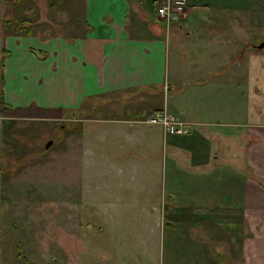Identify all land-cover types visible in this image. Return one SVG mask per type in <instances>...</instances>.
Wrapping results in <instances>:
<instances>
[{
	"label": "rangeland",
	"instance_id": "1",
	"mask_svg": "<svg viewBox=\"0 0 264 264\" xmlns=\"http://www.w3.org/2000/svg\"><path fill=\"white\" fill-rule=\"evenodd\" d=\"M257 1L264 4V0H254V7ZM80 8L81 0H15L6 4V13L19 33L29 27L33 33L71 36L81 30ZM193 8L185 0L182 14L168 23L202 16L215 24L221 41L229 44L226 39L235 42L234 33L222 24L246 22V29L237 30V47L264 40V7L259 10L260 5L252 14L244 5L190 15ZM183 31L174 48V72H181V53L196 48L180 44L188 42ZM241 34L247 35H242V41ZM224 42H220L222 51L228 48ZM198 51L192 52L195 66L202 63ZM229 52L222 54H229L228 61L237 55ZM224 68L221 62L218 69ZM235 75L238 85L239 73ZM168 85L165 82L156 94L120 98L123 94L117 93L90 102L86 111L75 113L79 116L75 122L67 110L62 114L66 119L55 118L58 114H49V120L31 118L40 114L31 101L14 96L7 101L18 100L13 105L18 108L0 111V264H246L249 229L256 235L252 244L264 232L260 217L264 201L246 208L232 204L241 201L247 175L241 164L242 140L238 139L236 157L231 158L239 167L237 181L230 186L214 173L212 154L205 166L191 167L194 158L188 147L182 141L167 146L165 136L170 134L161 123L149 122L154 113L166 112L151 109L152 104L162 107L177 100L174 93L165 91ZM180 97L185 103L198 101L202 117L209 118V111L215 114L209 92L196 90L191 95L186 91ZM227 102L226 98L220 104L226 107ZM229 103L235 109L241 107L238 101ZM197 144L204 147L200 141ZM209 149L215 151L216 145ZM259 184L264 185V178ZM229 187L235 193L231 199ZM220 201L225 204L219 206ZM225 206L231 208L228 218L217 213ZM204 210L211 220L203 221L204 216L198 215ZM243 213L250 217L246 219ZM184 232L190 234L187 242ZM167 233L172 250L166 246ZM248 264L261 261L252 259Z\"/></svg>",
	"mask_w": 264,
	"mask_h": 264
},
{
	"label": "crops",
	"instance_id": "2",
	"mask_svg": "<svg viewBox=\"0 0 264 264\" xmlns=\"http://www.w3.org/2000/svg\"><path fill=\"white\" fill-rule=\"evenodd\" d=\"M160 1L81 0V30L76 35L65 36L47 35L44 32L13 34L12 20L6 13L5 0H0L2 101L7 110L13 111L18 108L13 106L18 100H12V104L7 101L13 96L26 98L25 100L31 101V104H35L34 110L40 112L32 114L31 118L42 119L39 116H45L43 120H49L52 118L49 114L52 116L58 114L55 118L66 119L68 116L62 115L65 110L68 114L83 112L90 102L109 99L117 93L123 94L120 98L142 92L156 94L164 88L163 84L168 82L165 91L174 93L177 100L169 104L166 102L162 107L152 104L151 109L157 111L164 109L173 114L189 128L190 132L182 136L167 135L164 143L170 146L182 141L194 158L191 160V167L205 166L208 164L206 158L212 154L214 173L219 175L220 181H226L230 186L237 181L239 167L237 161H232L231 158L236 157L234 149L238 151V139L242 140L239 145L243 146L241 164H244L247 175L241 201L238 203L234 200L232 204L241 203L245 208L258 205L264 201V185L259 184L264 178V46L253 48L250 45L254 44L242 43L237 47L236 39L240 34L237 30L246 29V22L238 24L234 20H229L222 24L228 25L234 33L235 42L233 40L231 43L230 38L226 39L229 44L221 41L220 32L213 28L215 24L202 20V16L200 19H189L184 23L166 24L158 20L154 13L155 3ZM186 1L194 6L191 10L195 13L191 11L190 15L202 12L201 10L210 13L211 10L215 11L218 8L230 9L242 5L252 14L258 5L259 10L264 7L259 1L255 2L254 7V0ZM6 18L11 23L4 30L2 24ZM182 29L185 35L183 37L188 42L180 44L185 47H196L191 50L195 54L199 50V60L202 63L200 66L192 64L196 57L185 49L187 51L181 53V72H174L177 61L174 48H177L182 40L179 37ZM204 29L207 31H202ZM190 35H193V38L188 39ZM242 35L247 36L241 34L240 41L244 39ZM220 42H224V46L228 48L222 51L223 44ZM245 45L247 47L238 54ZM223 52H236L237 55L228 61L229 54L223 56ZM169 61H173V64L170 65ZM221 62L225 65L223 70L218 69ZM217 64L219 65L215 66ZM237 72L240 79L238 85L235 75ZM167 76H170V81ZM46 78L50 81H46ZM214 85L217 86L215 90ZM238 86L240 94L237 93ZM21 88L26 90V97ZM196 90L200 94L209 92L212 95L210 109L214 110L215 114L209 111V118L199 114L201 104L198 101L185 103L180 97L186 91L191 95L195 94ZM226 98L228 102L238 101L241 107L235 109L228 102L226 107H222L220 103ZM93 106H90L92 110L95 108ZM238 136L241 137L237 138ZM197 141L203 143L204 147L199 146ZM212 144L216 145L215 151L209 149V145ZM193 161L196 164H193ZM220 181L219 184H223ZM254 183L256 184L253 185ZM228 192L231 199L230 194L235 193L230 187ZM222 204L225 202L220 201L219 206ZM230 210L231 208L227 209L225 206L217 213H220L222 218L227 217L226 214L229 217ZM204 211L205 213L198 215L204 216L203 221L211 220L209 212ZM242 215H245L246 219L250 217L246 213ZM260 217L264 221V212L260 213ZM249 232L251 234L246 238L244 245V249L247 250L244 253L246 264L252 259L264 264L262 237L264 232H260V238L253 244L250 241L253 242L256 235L251 229ZM184 233L185 240L189 241L190 234ZM170 237L168 234L166 246L172 250L174 245Z\"/></svg>",
	"mask_w": 264,
	"mask_h": 264
},
{
	"label": "built area",
	"instance_id": "3",
	"mask_svg": "<svg viewBox=\"0 0 264 264\" xmlns=\"http://www.w3.org/2000/svg\"><path fill=\"white\" fill-rule=\"evenodd\" d=\"M185 0H161L155 3V16L158 20L165 23L177 20L183 12ZM150 123L159 122L164 126L168 134L182 136L189 133V128L182 122L173 121L166 112H157L149 119Z\"/></svg>",
	"mask_w": 264,
	"mask_h": 264
},
{
	"label": "trees",
	"instance_id": "4",
	"mask_svg": "<svg viewBox=\"0 0 264 264\" xmlns=\"http://www.w3.org/2000/svg\"><path fill=\"white\" fill-rule=\"evenodd\" d=\"M14 1H15V0H5V3H6V4H8V3H10V2L14 3ZM16 1H17V0H16ZM10 23H11L10 20H8L7 18L4 19V20H3V24H2L3 29L5 30V29L10 25ZM17 29H18L17 26H15V25L11 26V31H13V32H12L13 34L21 35V34H30V33H31L29 27L26 28L25 31H24L23 33H19V31L17 32V31H16ZM250 46L253 47V48H256L255 45H250ZM246 47H247V45L243 46L242 49L238 52V54L241 53V51H242L244 48H246ZM237 57H238V56H237ZM5 109H6V107H5V104H4L3 101H2L1 93H0V111H1V110H5ZM72 115H73V116H72L71 121L75 122V121H77V120L79 119L78 114L72 113Z\"/></svg>",
	"mask_w": 264,
	"mask_h": 264
},
{
	"label": "water",
	"instance_id": "5",
	"mask_svg": "<svg viewBox=\"0 0 264 264\" xmlns=\"http://www.w3.org/2000/svg\"><path fill=\"white\" fill-rule=\"evenodd\" d=\"M264 46V40H262L261 42H259L255 47L256 48H261V47H263ZM50 143L51 142H48L45 146H44V148L46 149L47 147H48V145H50Z\"/></svg>",
	"mask_w": 264,
	"mask_h": 264
}]
</instances>
